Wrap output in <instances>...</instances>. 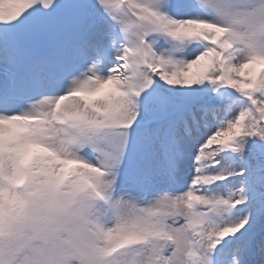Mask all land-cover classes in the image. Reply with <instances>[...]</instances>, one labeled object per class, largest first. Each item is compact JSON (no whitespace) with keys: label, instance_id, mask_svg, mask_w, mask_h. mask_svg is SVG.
<instances>
[{"label":"snow or ice","instance_id":"6c2138e0","mask_svg":"<svg viewBox=\"0 0 264 264\" xmlns=\"http://www.w3.org/2000/svg\"><path fill=\"white\" fill-rule=\"evenodd\" d=\"M0 264H264V0H0Z\"/></svg>","mask_w":264,"mask_h":264}]
</instances>
